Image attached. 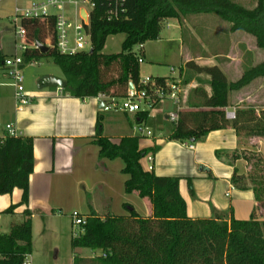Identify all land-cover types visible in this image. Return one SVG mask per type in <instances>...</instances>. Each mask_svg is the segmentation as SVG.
Masks as SVG:
<instances>
[{
    "label": "trees",
    "instance_id": "trees-1",
    "mask_svg": "<svg viewBox=\"0 0 264 264\" xmlns=\"http://www.w3.org/2000/svg\"><path fill=\"white\" fill-rule=\"evenodd\" d=\"M95 1L88 29L92 53L60 54L56 49L54 18H23L20 22L26 31L24 60L32 63L42 57L52 58L66 75L67 87L63 91L75 98H97L101 94L111 99L125 98L130 84L138 86L141 79L140 58L134 48L158 40L164 23L170 19L215 14L231 25V33L243 32L254 37L264 51V0H257L253 9L233 0H126V13L118 20L107 17L109 0ZM118 34L126 35L122 53L103 54L107 39ZM37 43L48 46L50 51L42 54L35 47ZM186 67L210 76L213 94L209 97L204 90L193 91L200 99L194 108L199 109L179 112L170 140L194 144L211 132L224 129L235 130L238 137L264 138V110L237 109L232 120L224 110L229 106L231 92L264 79V61L255 67L247 65L235 83H229L218 66L202 68L189 62ZM167 79L155 80L163 86ZM149 115V112L137 114L138 122H144ZM97 130L99 165L103 160L122 159L124 173L129 176L126 193H137L149 200L153 216L142 218L132 211L128 217L101 218L94 214L87 217L83 233L72 239V246L100 251L106 257H76L75 264H264V220L256 217L259 206L264 204V156L260 152L216 153L217 158L232 163L239 159L246 161L248 174L235 172L232 183L239 190L254 192L258 206L252 217L193 220L180 194V179L159 177L143 168L141 161L152 149L141 150L138 137L124 138L120 144L111 142L100 135V122ZM34 163L32 139L8 138L0 144V196L10 195L15 189L23 192L21 203L11 206L5 214H14L18 207L28 205ZM24 216V222L14 224L9 234L0 233V264H25L32 254V214L25 210Z\"/></svg>",
    "mask_w": 264,
    "mask_h": 264
},
{
    "label": "crops",
    "instance_id": "crops-1",
    "mask_svg": "<svg viewBox=\"0 0 264 264\" xmlns=\"http://www.w3.org/2000/svg\"><path fill=\"white\" fill-rule=\"evenodd\" d=\"M20 1L0 0V128L13 124L22 132L23 137L32 139L35 163L30 180L28 205L18 207L14 214H5L4 212L11 206L21 203L23 192L15 189L10 195L0 196V233L9 234L11 227L18 224L15 220L23 218L24 222L25 210L31 212L33 251L28 258L30 261L35 252V217L45 222V230L42 235L40 234V237H44L49 233L47 229L49 221L60 219L61 223L64 220L72 222V215L64 218V212L69 214L80 212L79 214L86 218L93 214L105 218L110 215L128 217L135 211L142 218H150L153 216V208L149 200L141 198L137 193H126L125 184L129 176L124 173L123 160H103L102 165H99L100 147L95 143L99 122L100 135L115 144L124 138L137 137L130 130L138 124L137 114L104 112L103 105L97 98H75L66 94L60 87L53 86H50L48 92L29 94L32 103L23 112L17 111L15 89L4 61L17 56L18 47L16 46L15 50L9 48L13 40L8 37L11 32L4 22L6 19L12 20L16 15ZM176 29L182 33L181 26H176ZM192 31L191 29L189 35L196 43L198 40ZM245 35H240L239 32L231 33L230 47L224 52L231 61L226 63L219 61L224 55L218 51L210 52L209 48L204 46L202 53L198 54L193 47H187L182 38L183 64L179 75L183 78L189 71L186 65L194 62L202 68L218 66L229 82L233 81H230L228 72L236 64L242 77L244 72L243 69L240 71V67H243L241 48L252 59L245 63L244 67L250 63L255 67L264 61V51L257 46L256 40L255 42L248 40ZM236 40L247 42L238 44ZM252 43H255V47ZM14 54L16 55L13 56ZM48 78H53V75ZM156 78L161 77L154 79ZM206 78L211 81L210 76L206 75ZM260 79L237 92L235 99H239V102H233L234 93H230L229 106L224 109L226 113L244 109V102L241 103L244 99L242 95L249 88H255ZM262 80L260 83L264 89V79ZM194 85L190 86L195 87ZM204 91L209 97L212 96L210 85L206 86ZM199 102V97H192L194 105L197 106ZM163 103L160 104V110H156L157 107L156 111L150 112L149 118L143 122V125L147 124L153 132L152 136L139 140L141 150H153L141 161L143 168L149 171L147 157L152 155L153 173L156 176L180 179V194L187 204L188 216L193 220L213 219L217 216H222L226 220L231 217L249 220L258 206L254 192L239 190L232 183L235 172L240 175L248 174L247 163L243 159L234 163L226 158L219 159L216 153L232 154L236 151L241 153L244 150H251L264 156V138L238 137L235 130L224 129L211 132L204 140L194 143L195 149L190 150L185 146L186 143L170 140L175 126L167 131L163 129V126L169 123L167 119L169 116L163 110ZM185 105L183 110L199 109ZM102 113L112 114L105 120ZM114 126L118 132L114 133L116 135L108 133L112 132Z\"/></svg>",
    "mask_w": 264,
    "mask_h": 264
},
{
    "label": "rangeland",
    "instance_id": "rangeland-1",
    "mask_svg": "<svg viewBox=\"0 0 264 264\" xmlns=\"http://www.w3.org/2000/svg\"><path fill=\"white\" fill-rule=\"evenodd\" d=\"M233 1L248 9H253L257 5V0ZM19 5L20 10H24L30 5V0H21ZM74 9L75 7L73 5H67L65 7V14L70 20H74ZM62 10V8H59L55 12L60 13ZM168 24L170 25V27H168ZM4 25H6L8 29H10L11 33H9L8 37L12 38L13 40V44H10L9 48L15 50L17 46V55L22 57L24 60V51L21 49L24 39L18 36V31L21 27L20 20L16 18V15H14L12 20L6 19ZM176 26H181L182 33L180 30L176 29ZM230 28L231 25L229 23L225 22L215 14L190 15L182 17L179 20L172 19L169 22L166 21L163 25V30L158 40L145 43L143 50H140L139 47L134 48V53H136V55L143 60L142 63H140V78H170V75L172 74V68L175 69V76H179V73L181 72V66L183 64V51L181 44L182 38L185 40V45L187 47H193L195 52L198 54L202 53V49H204L203 47L205 46L206 48H209L210 52L216 50L219 52V54L224 55L219 58L220 62L226 63L228 61H231L226 57L227 53H224L230 47ZM191 29L193 30L192 33L196 34L198 40V42L196 43L191 40V37L189 35ZM239 34L243 36L245 35L243 34V32H239ZM245 36H247L248 40H255L254 37L248 34H246ZM125 39V34L110 36L106 41L105 47L103 49V54L114 55L122 53V46ZM236 41L238 44H244L247 42L246 40ZM252 44L255 47V43ZM91 50L92 46L90 45L88 51L90 52ZM241 50L243 53V67H240V71H242L243 69L244 72L245 63H247L249 60L252 61V59L251 56L246 55L245 50H243L242 48ZM15 55L16 54H14L13 56ZM50 75H53V78L59 80H66V75L64 74L62 69L54 63V60L52 58L42 57L38 60H34L32 63H27L25 61L23 67V76L26 92L28 94H41L44 92H48L51 87L44 85L43 83L47 79H49L48 77ZM228 76L230 81H233L229 82V80L227 79L229 83H235L240 80L241 75L239 74L236 64L231 67L230 71L228 72ZM182 79L184 85L189 86L188 88L190 89L189 102L185 105V107L190 106L192 108L196 106V104L194 105V103H192V97H195L193 95V91L196 89L205 90V87L210 85V89L213 94L211 86L212 79L209 82L206 78V74H198L196 72L188 71ZM262 81L263 80L260 79L255 88H249L244 92V95H242L244 99L243 101H241V103L244 102V109L254 108L257 111L264 110V89L262 88L263 85L260 83ZM40 84H43L42 87H40ZM192 84H195V87H191L190 85ZM237 92H231L232 94L234 93V97L232 98L233 102H239V99L236 98L237 101L235 99V95H237ZM122 99L123 98L119 99L120 103H122ZM156 108V110H160L161 106L157 105ZM155 109L153 111H156ZM163 110L168 116H173L178 113L177 106L174 105V103L170 100L164 101ZM231 112L234 113L233 111ZM231 112H227V115ZM110 114L112 113H102V115L105 117V120L110 116ZM168 122L169 123H167V125L163 126V129H166V131L167 129H171L172 126H175V124L171 122L170 119H168ZM144 127L149 129V126L147 124H144ZM133 129L131 127V132L135 133L138 138L144 139L143 137L147 136L145 131H140L138 124H135ZM116 130L117 128H115L114 126L113 130L111 129L112 132L108 133L116 135L118 134ZM149 130L152 132L151 129ZM120 142H118V144H120ZM145 159L146 157L143 160ZM73 214L74 212H71L70 214L68 212H64L63 217L67 218ZM256 217L261 221L264 220V204L262 206H259ZM58 220L60 219H53L52 221H49L47 227L49 233L44 237H40V234L42 235V232L45 230V222L39 217H35L34 251L36 253L34 252V257L30 258L32 264H75L76 257L85 256L84 258H94L96 257V254H101L100 251H92L90 249H74L72 246V239L74 237L80 236L83 233V230L80 227L74 226L71 220H64L63 223H61V220ZM15 221L20 224L22 223L23 218L16 219Z\"/></svg>",
    "mask_w": 264,
    "mask_h": 264
},
{
    "label": "built area",
    "instance_id": "built-area-1",
    "mask_svg": "<svg viewBox=\"0 0 264 264\" xmlns=\"http://www.w3.org/2000/svg\"><path fill=\"white\" fill-rule=\"evenodd\" d=\"M73 5L74 20H70L65 14V7ZM126 0H109L107 17L109 20H118L126 13ZM63 10L58 13L57 9ZM96 8L95 0H30V5L24 10H16V18L20 20L28 19H48L54 18L56 30V49L63 55H76L80 53H89L88 48L93 44L89 33L90 18L92 11ZM21 26V24H20ZM18 36L25 38L26 31L20 27ZM37 48V45L35 46ZM143 50L144 45L137 46ZM23 51L27 49L25 43L21 48ZM91 52V51H90ZM142 59L139 62L142 63ZM4 66L7 68L8 76L12 80V86L15 89V100L17 103V111L23 112L31 103L32 97L26 92L24 86L23 67L24 60L19 55L8 58L4 61ZM172 77L168 78L165 85H157L154 78L140 79L138 86L128 90L122 103L115 99H110L106 95H99L97 99L102 103L104 112H123L127 114H139L145 112H152L157 105L164 101L170 100L178 108V113L169 116L171 122L175 125L179 120V112L183 110L184 105L188 102L190 97L189 86H185L182 76H175V69H171ZM175 76V77H174ZM159 103V104H158ZM229 119H235V113L227 115ZM140 131H145L147 136H152V132L145 128L143 122H138ZM23 137L22 132L13 124H7L4 128H0V144L8 138ZM185 146L190 150H194L195 146L192 143L186 142ZM149 164L148 170L154 171V157L152 155L147 157ZM72 222L74 226L80 227L82 230L87 224V218L81 216L79 213L72 215ZM84 231V230H83ZM96 256L106 257L105 253L96 254ZM29 258V257H28ZM25 264H30L29 259Z\"/></svg>",
    "mask_w": 264,
    "mask_h": 264
},
{
    "label": "water",
    "instance_id": "water-1",
    "mask_svg": "<svg viewBox=\"0 0 264 264\" xmlns=\"http://www.w3.org/2000/svg\"><path fill=\"white\" fill-rule=\"evenodd\" d=\"M36 45H37V48L40 49L42 54H47L50 51V48L48 46H45V45L40 44V43H37ZM92 52L93 51L91 50L90 53H92ZM43 84L47 85V86L60 87L61 89H64L67 87L66 81L59 80L56 78H50V79L46 80ZM43 84H40V87H42ZM133 88H134L133 84H130V89H133Z\"/></svg>",
    "mask_w": 264,
    "mask_h": 264
}]
</instances>
